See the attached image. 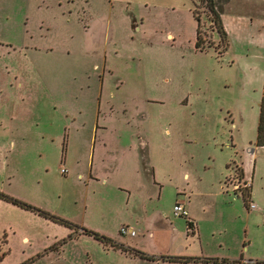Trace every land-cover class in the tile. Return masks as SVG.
I'll return each mask as SVG.
<instances>
[{
	"label": "rangeland",
	"instance_id": "rangeland-1",
	"mask_svg": "<svg viewBox=\"0 0 264 264\" xmlns=\"http://www.w3.org/2000/svg\"><path fill=\"white\" fill-rule=\"evenodd\" d=\"M197 1L0 0V264L264 260V148L252 152L264 86V0H215L228 49ZM195 10L205 50L195 46ZM233 160L246 165L244 180ZM147 161L161 173L144 183L152 198L138 193L126 204L117 186L123 176L88 177L92 165L125 175ZM188 197L191 215L176 216V199ZM144 205L169 219L153 221L164 231L142 240L146 250L171 246V254L219 262L132 258L58 220L103 226L121 240V224ZM171 223L179 237L170 243Z\"/></svg>",
	"mask_w": 264,
	"mask_h": 264
},
{
	"label": "crops",
	"instance_id": "crops-1",
	"mask_svg": "<svg viewBox=\"0 0 264 264\" xmlns=\"http://www.w3.org/2000/svg\"><path fill=\"white\" fill-rule=\"evenodd\" d=\"M199 1L200 0H198L197 2H199ZM197 2H195V5L197 4ZM191 12L193 14V9H191ZM225 27H226V24H225ZM136 141L140 144L139 147L141 149H145L149 145L148 142H146V137L145 136L138 137V140L136 139ZM260 148H264V147L256 146L252 150V152H256ZM136 154H135V157H134V161L137 160V155ZM255 155L256 154H253V157ZM144 157H146L145 154H143V158ZM141 160L143 161V163H145V161L147 159L144 158V159H141ZM237 162L242 165V167L244 168V172H246V165L244 166V162H241L240 160H237ZM143 166H144V169L142 167L141 171L137 167L135 174L130 172V173H127V174L123 175V172L120 171V169H117L116 170L117 172L116 171H112V170H115L114 167L111 169V171H105V172H103L101 174L97 173V172H93V170H92L93 165H92L91 171H90V174H89L88 177L90 178V180H94V181L102 182V183H107V182H110L109 181V177H107V176H111V177L114 176L115 177V176H118V174H120L121 179H122V176H123L124 177L123 182L121 184L117 183V186L119 188H121L122 191H125L127 193V198H126V204H127L128 202H130V200H132V202L137 200L138 197H139L138 193L144 194L146 198L147 197L148 198H152V196L148 195L147 193H153V191L149 190V189L146 190L144 183L147 180H150L152 183L153 182L156 183V181H157V177L156 176L160 175L161 173L157 170V167L154 164L151 163V161H147V163L145 165L143 164ZM143 174H145V180H144ZM187 175H188V179H189L190 178L189 173H187V172H183L182 173V176L185 177V178H186ZM178 191H179V193H181L182 191H185V190L182 189V187H180V190H178ZM178 199H176V201ZM182 202H184V203H186L188 205V203L191 202V198L188 197L187 199H183ZM143 204H145V201H143ZM137 210L139 212L138 213L139 215H138L137 218H135V216L129 217L128 220L126 222L122 223L121 225L122 226L123 225L132 226L137 232V234L132 236V237H137L138 236V238L125 239V237H129L131 235H122V236L120 235V239L121 240L115 239L113 237H111V238L117 240V242L119 240V242L124 243L127 246L136 247V248H138L140 250L143 248V249L146 250V248L144 246H142V244H141L142 240L150 238V237H151V239L158 238V236H160L162 234V232L164 231V229H162V227L156 228V226H155L153 221L157 220V221H160L161 223H164L165 221L168 222L167 221V220H169L168 219V214H164L163 210H160L159 208L157 209V207L148 209V208H146V205H144V209H142V207H139V209H137ZM164 218L166 219L165 221H164ZM191 219H192V221H190L189 224L194 226V229H195V227H196L195 225L196 224L194 222V219L193 218H191ZM171 225H173L172 226L173 233H172L171 230H169L170 234L168 235V238H167V240H170V243L174 242V240H176L179 237L178 236V231H179L178 228L173 223H171ZM142 226L145 227L144 231H143V227ZM90 227L99 230L98 232L101 231V233H103L105 235H109V236L112 235L111 234L112 231H108V229L103 227V226H97V227L95 226L94 227L92 225ZM142 233H143V238L141 237ZM193 233H195V231ZM194 236H195V234H194ZM167 240L165 241V243L167 242ZM170 247L168 246V248H164V246L161 245V246H155V248H156L155 251L154 250H146V251L150 252L149 254H155V255H158V256H162V255H176V254H171L172 250L170 249ZM115 251H120V250H115ZM177 255L186 256V255H183L181 253H179ZM204 256H206V255H203L202 257H204ZM135 257L136 256H132V258H135ZM246 260L249 261L251 259H245L244 261H246ZM158 262H164V260H158Z\"/></svg>",
	"mask_w": 264,
	"mask_h": 264
},
{
	"label": "trees",
	"instance_id": "trees-1",
	"mask_svg": "<svg viewBox=\"0 0 264 264\" xmlns=\"http://www.w3.org/2000/svg\"><path fill=\"white\" fill-rule=\"evenodd\" d=\"M201 2H204L211 15H210V20L212 22V26L213 28L216 29V31L219 33L220 36V40L221 42L224 43V47L225 49H228L229 46V34L228 31L223 23V19H222V12L218 9L217 5H216V1L215 0H200ZM197 6V5H196ZM194 15L195 18H197L198 21V25H197V35H196V41H195V46L197 49L200 50H205L207 48V44L206 42L203 40L202 37V25H201V21L200 18L198 17L196 10L194 11ZM210 45V44H209ZM256 146L258 147H264V86H263V93H262V98H261V102H260V113H259V121H258V127H257V136H256ZM234 163L239 164L237 162V160H233ZM239 180H244L245 178V172H244V168L242 167L241 164H239ZM238 169V168H237ZM236 169V170H237ZM235 170V171H236ZM246 185H249L248 183H245ZM246 190V189H245ZM248 190V189H247ZM246 190V191H247ZM243 189L241 190L242 192V197L244 199V202L246 203L247 207H249V202H250V192L249 190L246 192ZM1 195V193H0ZM7 199L11 200L12 202H14L15 204L18 205H22L25 208H33V206L24 203L22 201H19L16 198L13 197H7L4 196ZM44 215H48L49 213L47 212H42ZM55 217V216H54ZM62 224L68 225L69 227L73 228H79L81 226H78L77 224L73 223L72 221H67V220H63V219H58ZM82 231L85 232L86 234H90L93 235L97 240H100L103 243H110L112 244V246L115 249H121V250H126L129 251V247L124 245V244H119L117 243L113 238L102 234L98 231L92 230V229H88L85 227H81ZM63 242H66V238L63 240ZM131 250H134V254L138 255L142 258L145 259H150V260H156V256L154 255H150L144 251L141 250H137V249H133L131 248ZM168 258L172 261H181V262H214L217 263L219 262V259L217 257H201V256H180V255H172V256H168ZM234 264L238 263L241 264L243 263V261H238V260H233L232 261ZM248 264H264V260H259L256 259L255 261H247Z\"/></svg>",
	"mask_w": 264,
	"mask_h": 264
},
{
	"label": "built area",
	"instance_id": "built-area-1",
	"mask_svg": "<svg viewBox=\"0 0 264 264\" xmlns=\"http://www.w3.org/2000/svg\"><path fill=\"white\" fill-rule=\"evenodd\" d=\"M249 207L250 208H255L256 205L252 201H250L249 202ZM173 210H174V214L176 216H184V217H189L190 216L189 209L187 208V206L182 201H176V203L174 204ZM120 233L122 235H131V236H134V235L137 234L136 230L132 226H129V225L121 226ZM249 261L253 262V261H255V259H251Z\"/></svg>",
	"mask_w": 264,
	"mask_h": 264
},
{
	"label": "flooded vegetation",
	"instance_id": "flooded-vegetation-1",
	"mask_svg": "<svg viewBox=\"0 0 264 264\" xmlns=\"http://www.w3.org/2000/svg\"><path fill=\"white\" fill-rule=\"evenodd\" d=\"M239 189V186H237L236 187V190H238ZM74 223V222H73ZM80 229H81V231L79 232L80 233V235H82L83 233H85V232H83L82 231V228L81 227H79ZM79 228H75V230H78ZM74 230V231H75ZM192 231L194 232L195 231V229H194V226H193V229H192ZM86 234V233H85ZM74 234H72V233H70V236H69V238H72V236H73ZM122 235V234H121ZM65 239V238H64ZM63 239V240H64ZM63 240H62V242H63ZM65 243H67V239H66V242H64V244ZM121 244H124V243H121ZM57 245V244H56ZM125 245V244H124ZM127 246V245H126ZM129 247V251H126V250H121V249H115L114 247H113V249L114 250H120V251H122V252H125V253H128V254H131L132 256H137L138 257V255H135L134 254V250L132 251L131 250V248H133V249H137V250H140V249H138V248H136V247H131V246H128ZM141 251H143V250H141ZM149 254V253H148ZM150 255H153V254H150ZM154 256H156V260H151V261H153V262H156V261H158V260H170L169 258H168V256H172V255H162V256H158V255H155L154 254ZM150 260V259H149Z\"/></svg>",
	"mask_w": 264,
	"mask_h": 264
}]
</instances>
